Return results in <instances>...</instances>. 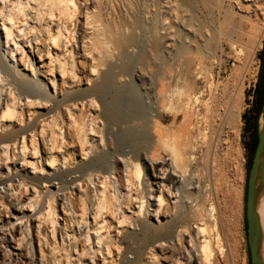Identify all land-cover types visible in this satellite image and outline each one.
Returning <instances> with one entry per match:
<instances>
[{"label":"bare ground","instance_id":"6f19581e","mask_svg":"<svg viewBox=\"0 0 264 264\" xmlns=\"http://www.w3.org/2000/svg\"><path fill=\"white\" fill-rule=\"evenodd\" d=\"M216 1L0 0L6 264H216L219 198L236 227L238 189L208 156L213 66L264 16L263 0ZM255 210L264 264V183Z\"/></svg>","mask_w":264,"mask_h":264},{"label":"rangeland","instance_id":"374dc122","mask_svg":"<svg viewBox=\"0 0 264 264\" xmlns=\"http://www.w3.org/2000/svg\"><path fill=\"white\" fill-rule=\"evenodd\" d=\"M215 1L213 0V3ZM207 3L208 5H212L210 1ZM216 3L219 4V0ZM229 13L232 14L233 18ZM228 14L237 30L243 32L248 30V10L233 8L229 10ZM263 18L264 16L261 18V28L254 43L248 44L246 39H243L239 51L227 48L221 54L219 61L213 66V79L217 86V91L215 92L217 100L216 102L214 101L216 113L214 115L211 146L208 156L214 173L220 178L221 182H224L229 187L236 186L238 189L236 227L233 224V207L229 197L221 198V195H219L222 200L219 198V204H221L217 217V219L219 218L217 220V229L221 234L223 251L216 250L213 244H211L212 249L216 253V264H250L245 226V195L250 161V132L245 129L243 114L252 105L254 89L260 77L261 68L258 54L262 49L264 39ZM185 50L187 51V49ZM186 58L184 59L185 63L188 62V58L187 61ZM201 65L203 67L207 66L206 68L209 67V64L205 61H202ZM258 120L257 124L259 129H261L262 127H260ZM103 158L105 159V156ZM64 190L66 192V189ZM73 191L76 192L74 189ZM58 202L59 200L54 201L56 205L55 210L60 216ZM145 225L148 227V234L149 232L154 233V231H157L156 228L150 225L147 226V224ZM158 230L159 232H164L167 229ZM49 241L52 242L51 239ZM54 241H58V236L56 237L55 235ZM121 246L124 247L125 244L122 242ZM0 259L3 261L1 262L0 260V264H6L8 256L5 255L3 259L2 257ZM16 262L18 263L17 260H15V264Z\"/></svg>","mask_w":264,"mask_h":264},{"label":"water","instance_id":"95a60500","mask_svg":"<svg viewBox=\"0 0 264 264\" xmlns=\"http://www.w3.org/2000/svg\"><path fill=\"white\" fill-rule=\"evenodd\" d=\"M264 183V125L259 129L256 147L248 170L245 195V222L250 264H262L259 256L260 224L255 196Z\"/></svg>","mask_w":264,"mask_h":264},{"label":"trees","instance_id":"16d2710c","mask_svg":"<svg viewBox=\"0 0 264 264\" xmlns=\"http://www.w3.org/2000/svg\"><path fill=\"white\" fill-rule=\"evenodd\" d=\"M260 60V77L259 81L254 89V99L252 101L251 107L243 114V119L245 123V129L250 132V140H249V150H250V161L249 167L251 164V159L256 147L257 137L259 132V127L257 124V120L259 114L264 105V39L262 44V49L258 54ZM248 167V170H249ZM246 226V222H245Z\"/></svg>","mask_w":264,"mask_h":264}]
</instances>
